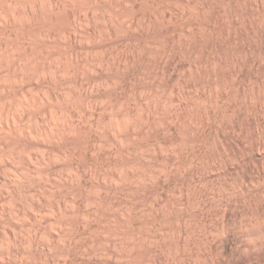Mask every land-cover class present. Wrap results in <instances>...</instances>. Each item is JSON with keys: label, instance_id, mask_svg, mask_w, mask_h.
<instances>
[{"label": "rangeland", "instance_id": "374dc122", "mask_svg": "<svg viewBox=\"0 0 264 264\" xmlns=\"http://www.w3.org/2000/svg\"><path fill=\"white\" fill-rule=\"evenodd\" d=\"M0 264H264V0H0Z\"/></svg>", "mask_w": 264, "mask_h": 264}]
</instances>
